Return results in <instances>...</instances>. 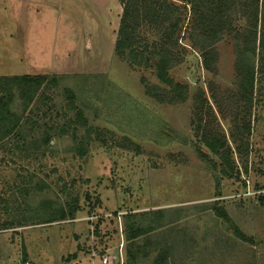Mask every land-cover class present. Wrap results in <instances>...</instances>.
I'll return each instance as SVG.
<instances>
[{
	"label": "rangeland",
	"instance_id": "obj_1",
	"mask_svg": "<svg viewBox=\"0 0 264 264\" xmlns=\"http://www.w3.org/2000/svg\"><path fill=\"white\" fill-rule=\"evenodd\" d=\"M167 1L172 6L163 11L168 2L138 0L134 43L144 54L153 42L171 51L168 73L187 84L183 100L174 99L179 93L159 78L156 55L149 65H135L117 53L119 0H0V75L57 78L47 89L54 99L46 97L39 109L30 105L24 113L30 117L27 139L48 128L53 144L36 157L33 148L0 149V264H80V243L89 240L87 215L116 212L125 234L128 223L144 229L126 238V264H154L162 255L168 264H264V0H258L255 28L256 0H226L230 28L219 38L209 35L206 17L199 22L190 3ZM149 3L166 17H147ZM200 10L211 14V0H201ZM254 29L255 54L248 38ZM212 45L207 69L202 53ZM53 47L60 54L55 66L48 63ZM246 54L255 63L251 101L237 68ZM64 86L74 90L89 124L105 138L92 132L86 153L74 147L72 130H57L65 118ZM146 86L162 99L146 93ZM199 90L203 102L195 99ZM11 105L22 112L18 94ZM199 122V134L208 129L225 136L233 170L222 171L219 155L197 134ZM85 131L79 126L77 134ZM42 180L47 184L35 187ZM75 196L80 208L74 217L17 222L44 198L66 202ZM116 225L106 219L100 229L110 244L119 241L111 232Z\"/></svg>",
	"mask_w": 264,
	"mask_h": 264
},
{
	"label": "trees",
	"instance_id": "obj_2",
	"mask_svg": "<svg viewBox=\"0 0 264 264\" xmlns=\"http://www.w3.org/2000/svg\"><path fill=\"white\" fill-rule=\"evenodd\" d=\"M123 7V12L121 15L117 39L115 42V49L119 55H127L129 61L135 65H149L151 55H156L155 64L158 69L159 78L171 85L173 92H178L179 97L174 99H185L186 94L183 93L185 89H187V84L185 82L175 81L172 76L169 75L168 69L173 64L174 58L171 55V51L167 50V48L162 47L157 49L156 42H153V48L147 50V54H144L143 49H140L134 42L135 37L134 33L136 31L138 17H139V9L137 7L138 0H119ZM184 2L190 3L194 7V12L198 13L197 17L199 22L202 18L206 17V21L208 23L207 31L210 36L218 38L221 35V32L225 28H230L229 21L225 15L226 8V0H211L213 5V12L211 14L200 10V1L201 0H182ZM163 2H168L167 0H163ZM171 3L168 2L164 6L161 5V10L164 11V8L170 9ZM148 8H145V15L147 17L159 16L163 15L166 17V12H159L160 9L158 6L155 7V4L149 3ZM150 6V7H149ZM258 0H256V10L254 11V28L258 24ZM164 7V8H163ZM164 13V14H162ZM225 15V16H224ZM225 19H222V17ZM211 17V18H210ZM261 18L264 23V13H261ZM225 21L226 23L222 22ZM177 24V23H176ZM175 24V25H176ZM264 27V26H263ZM256 32L257 30H252V33L248 35V38L253 41L252 50H254V54L256 51ZM261 34V33H260ZM264 34V31H263ZM259 45L264 51V35L263 38L259 39ZM128 48L126 52L125 49ZM214 46H210L206 48L203 55V62L207 69L212 68L211 55L214 53ZM243 54L245 51H243ZM245 58V59H244ZM261 66L264 67V54L261 53ZM246 63V65H244ZM242 67L245 69L242 70ZM237 68L239 73L241 74V78L244 83L248 86L249 92L247 99L249 101L252 100V90L255 82V63L254 60L249 59L246 56L242 57L237 62ZM57 78L55 75L50 76L49 74H15V75H0V149H4V146H7V150L13 151H25L27 152L28 148L35 151V157L43 155L48 147L52 145L53 134L49 131V129H45L41 136H33L30 140L27 139L29 135L27 133L26 127L29 123V116L25 117V111L27 109H31L30 105H34L35 110L39 109L42 102L45 101L44 98H50V100L54 99L53 96H47V89L51 84H56ZM15 90L17 92H15ZM146 93L154 96L155 98L161 100L162 96L159 93H150V89L146 86ZM18 94L22 99V112H18L15 110L11 103L13 101L14 96ZM63 95L64 101L60 106L62 111L64 121L58 129L61 134L67 133L68 130H72V138L74 141V147H78L80 153H86L87 143L92 139V132L96 134V138L104 141V137L100 136L102 134L101 128H95L93 125L89 124L88 118L84 115L83 109L77 104L76 94L74 90L70 86L63 87ZM37 98L35 99V97ZM175 97V96H174ZM195 99L197 101H205V95L203 90L197 91L195 94ZM54 104H50L49 107ZM48 107V108H49ZM213 115V114H212ZM36 123V122H35ZM245 131H250V122L244 123ZM79 126L86 127V131L83 135H78L77 130ZM201 126V122L197 124L195 127L197 134L199 135L201 141L211 150L213 153L218 154L221 159V169L224 173H228L233 170L234 166L232 161L230 160V151L231 148L226 145L225 136L222 133L212 132L208 129L203 130L200 134L199 127ZM32 145V146H30ZM201 154H206L204 151L200 150ZM29 182L33 183L32 177L29 178ZM35 187L41 188L43 185L47 183L42 180L39 183H34ZM67 185V184H64ZM27 189V188H25ZM80 204L78 202V197L75 196L70 201L59 202L55 201L52 198H44L41 202L33 206L32 214L30 215H22L17 222L24 224L26 220L31 218L32 220H36L37 222H46V221H54L57 219H64L67 217H74L77 210H79ZM159 214V212H158ZM157 215L156 218H160V215ZM14 220L5 221L2 224V227H9L13 224ZM162 225V224H160ZM151 227L157 228L159 227ZM127 239H132L137 237L141 233L144 232V229L140 225H136L133 223V227L131 223L127 224ZM151 228L146 230H151ZM126 230V229H125ZM145 230V231H146ZM130 253V252H129ZM128 257V251L126 252ZM135 254H132L131 257H135ZM167 256L162 255L159 258L155 259L154 264H168ZM126 264V263H125Z\"/></svg>",
	"mask_w": 264,
	"mask_h": 264
},
{
	"label": "built area",
	"instance_id": "obj_3",
	"mask_svg": "<svg viewBox=\"0 0 264 264\" xmlns=\"http://www.w3.org/2000/svg\"><path fill=\"white\" fill-rule=\"evenodd\" d=\"M115 215L116 219H114ZM110 216H112V218H109ZM106 219L116 220L118 225L111 229L113 235L115 233V236H118L119 239L115 244L107 242V234H103L102 231H100ZM87 221L90 224L89 240L88 242L80 243V248L78 249L80 256L77 258L76 262L80 264H125L126 254L124 246L126 230L121 219V212H116L114 215L110 213H91L87 215Z\"/></svg>",
	"mask_w": 264,
	"mask_h": 264
},
{
	"label": "crops",
	"instance_id": "obj_4",
	"mask_svg": "<svg viewBox=\"0 0 264 264\" xmlns=\"http://www.w3.org/2000/svg\"><path fill=\"white\" fill-rule=\"evenodd\" d=\"M54 51H55V47H53V49L50 51V52H51L50 56H51V60H52V61H51V62L49 61L48 63H50L51 66H55V65H54V64H56V61H55V60L58 59V58H55V57H56V56L58 57V55H60L59 53H55ZM53 52H54V53H53ZM38 53H40V52H38ZM25 54H31V53H30V51L27 52V50H26V51H25ZM59 61L62 62V59L60 58ZM59 61H58V62H59ZM50 65H49V66H50Z\"/></svg>",
	"mask_w": 264,
	"mask_h": 264
}]
</instances>
